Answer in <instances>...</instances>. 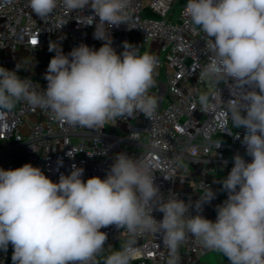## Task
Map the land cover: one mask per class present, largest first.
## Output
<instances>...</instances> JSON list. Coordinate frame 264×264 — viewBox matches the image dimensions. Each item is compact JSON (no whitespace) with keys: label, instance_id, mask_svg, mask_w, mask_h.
Returning <instances> with one entry per match:
<instances>
[{"label":"clouds","instance_id":"clouds-1","mask_svg":"<svg viewBox=\"0 0 264 264\" xmlns=\"http://www.w3.org/2000/svg\"><path fill=\"white\" fill-rule=\"evenodd\" d=\"M28 5L41 19L58 8L79 13L82 25L90 26L98 17L94 38L104 43L98 50L81 43L67 54L60 44L49 45L55 55L42 91L22 79L18 69L0 66V112L23 102L87 128L137 111L153 116L158 101L149 89L155 86L156 58L127 41L118 54L108 34L109 28L127 24L131 0H28ZM86 7L92 15L81 14ZM186 11L208 37L210 61L202 77L231 81L239 90L228 115L235 128L246 129L241 143L252 157L251 162L238 153L233 157L234 165L221 181L228 195L216 206V220L201 214L215 199L211 188L194 205L174 193L165 199L150 166L124 152L116 154L104 179L84 181V169L76 165L58 182L31 163L0 168V250L6 252L11 243L12 264H93L108 238L101 229L112 225L126 228L131 237L161 235L169 251L167 264H179V247L188 235L230 264H264V0H188ZM66 23L61 19L58 29ZM198 100L203 112L224 103L220 95L212 99L208 93ZM191 207L195 215L189 214ZM154 210L163 213L162 220L154 218ZM139 256L135 239H129L104 264H132Z\"/></svg>","mask_w":264,"mask_h":264},{"label":"built area","instance_id":"built-area-1","mask_svg":"<svg viewBox=\"0 0 264 264\" xmlns=\"http://www.w3.org/2000/svg\"><path fill=\"white\" fill-rule=\"evenodd\" d=\"M187 3L188 0H131L127 24L108 29L118 54L124 51L127 41L139 50L147 47L156 58L155 86L149 94L157 99L158 107L152 117L137 111L115 119V125L106 130L73 126L58 121L50 111L18 103L12 111L0 112V168L14 169L7 153L21 147L25 163L41 168L54 182L61 174L70 175L73 165L84 169V181L93 176L104 179L116 154L124 152L150 166L165 199L174 193L194 205L206 188H211L215 199L205 204L201 213L209 219V212L228 194L216 191L207 180L194 181L193 175L215 177L233 167L237 153L246 162H251L252 157L241 143L246 129L235 128L228 115L231 99L239 98V90L231 86V81L218 82L201 75L210 61L208 37L188 17ZM81 14L93 13L86 7ZM61 19L67 23L58 29ZM79 19V13L66 14L63 8L41 19L32 12L28 0H0V66L18 69L17 74L30 79L37 91L46 89L44 74L55 55L53 52L48 57L49 45L60 44L67 54L81 43L97 50L104 43L94 38L98 17L90 26L78 23ZM204 93L212 99L220 95L224 103L214 111L203 112L198 98ZM113 128L121 132L113 133ZM189 214H196L194 207ZM152 215L158 221L163 218L159 211L154 210ZM101 231L108 238L93 264L100 254L117 251L129 239H135L140 250L134 264H167L169 251L161 235L142 232L131 237L126 228L115 225ZM210 252L188 235L179 247V264H192ZM12 253L9 243L6 252L0 250V264H12Z\"/></svg>","mask_w":264,"mask_h":264},{"label":"crops","instance_id":"crops-1","mask_svg":"<svg viewBox=\"0 0 264 264\" xmlns=\"http://www.w3.org/2000/svg\"><path fill=\"white\" fill-rule=\"evenodd\" d=\"M156 73L157 71L154 72V74ZM230 171L231 169H228L227 171L215 177L201 176L199 173H195L193 175V179L194 181L207 180L209 182H212L215 185L216 191L220 192L222 190L221 181L227 178ZM216 216L217 212L216 208H214L209 212V220L215 221ZM192 264H230V261L227 259V257H223L221 254L212 251L206 256L196 259L194 262H192Z\"/></svg>","mask_w":264,"mask_h":264},{"label":"trees","instance_id":"trees-1","mask_svg":"<svg viewBox=\"0 0 264 264\" xmlns=\"http://www.w3.org/2000/svg\"><path fill=\"white\" fill-rule=\"evenodd\" d=\"M49 56L51 57V53L48 52V57ZM11 159H12L11 165L15 169V168L21 167V166H23L25 164V162H26V154L23 152L22 149H14L12 154H11ZM120 249H121V247L117 248V250H120ZM109 254L110 253L100 254L97 257V259H96L94 264H104V260ZM132 264H134V263L132 262Z\"/></svg>","mask_w":264,"mask_h":264},{"label":"rangeland","instance_id":"rangeland-1","mask_svg":"<svg viewBox=\"0 0 264 264\" xmlns=\"http://www.w3.org/2000/svg\"><path fill=\"white\" fill-rule=\"evenodd\" d=\"M184 1H186V0H184ZM178 9H179L178 5L175 6L174 11H173V13H174L175 15L177 14ZM139 52H140L141 54H143V53H148V48H147V47H143L142 49L139 50ZM49 53H51V55L53 54V52H49ZM113 125H115V119L109 121V122H108L107 124H105L103 127L107 130V129H109L110 126H113ZM112 132H113V133H120L121 131H120V129H118V128H117V129H116V128H113V129H112ZM0 148H1V147H0ZM0 150H1V149H0ZM223 202H224V198L221 197V204H222Z\"/></svg>","mask_w":264,"mask_h":264},{"label":"water","instance_id":"water-1","mask_svg":"<svg viewBox=\"0 0 264 264\" xmlns=\"http://www.w3.org/2000/svg\"><path fill=\"white\" fill-rule=\"evenodd\" d=\"M16 149H21V147H17ZM13 151L7 153V155H11Z\"/></svg>","mask_w":264,"mask_h":264},{"label":"snow or ice","instance_id":"snow-or-ice-1","mask_svg":"<svg viewBox=\"0 0 264 264\" xmlns=\"http://www.w3.org/2000/svg\"><path fill=\"white\" fill-rule=\"evenodd\" d=\"M36 41L34 40L33 43H35Z\"/></svg>","mask_w":264,"mask_h":264}]
</instances>
